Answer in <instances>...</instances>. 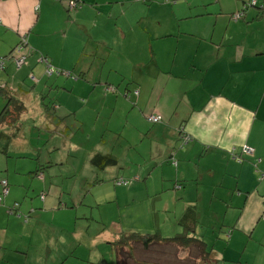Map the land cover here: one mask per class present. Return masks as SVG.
<instances>
[{
  "label": "crops",
  "instance_id": "obj_1",
  "mask_svg": "<svg viewBox=\"0 0 264 264\" xmlns=\"http://www.w3.org/2000/svg\"><path fill=\"white\" fill-rule=\"evenodd\" d=\"M83 1L0 0V46L10 49L0 57L17 45L25 57L17 72L7 60L0 78V88L13 94L0 114L8 101V110L13 99L23 103L19 115L0 117V194L2 181L9 187L0 195V264H110L107 254L118 264L114 241L123 227L99 209L148 201L165 215L148 216L128 231L192 234L224 264H264V27H252L264 15L247 0H215L244 22L231 38L216 36L215 27L209 37L143 26L146 13L179 0H93L90 8ZM212 1L192 5L201 4L198 15L211 14ZM189 9L178 7L179 16L188 17ZM63 27H78L76 46L64 40L57 61H43L45 44ZM253 31L257 37L247 38ZM31 47L45 55L37 59ZM86 56L91 59L82 62ZM51 63L77 79L54 73L48 86ZM157 114L162 121L148 120ZM30 121L39 133L47 130L48 145L31 146ZM20 139L17 168L10 151ZM30 151L37 159L25 157ZM96 154L114 155L116 163L96 166ZM120 178L128 183L118 184ZM205 207L207 226L199 230ZM189 208L185 218L192 219L184 226L179 220ZM140 247L130 246L128 256Z\"/></svg>",
  "mask_w": 264,
  "mask_h": 264
},
{
  "label": "rangeland",
  "instance_id": "obj_2",
  "mask_svg": "<svg viewBox=\"0 0 264 264\" xmlns=\"http://www.w3.org/2000/svg\"><path fill=\"white\" fill-rule=\"evenodd\" d=\"M149 1V0H147ZM245 1V0H244ZM92 2H94L93 0H88V1H83L82 6L88 7L90 8L91 5L93 4ZM100 3L104 2V0H99ZM193 0H188L186 1H182L179 0L176 4H171V3H166L164 4L162 7H155V9H153L152 11H150L149 13H146L147 15V23H145V25L143 26H148V27H161L162 29H173L175 30L177 27L181 28L182 30L180 31L181 33L185 34V32L191 34L192 31L194 30H198V32L200 33V35H204V36H211L212 34V30L215 27V35H223V36H228V38H231L232 34L235 29H232L233 27H242L241 23L244 22V19H242V21H238L235 20L233 18V16H229V14L226 13V11H222L220 10L219 6H217V4L215 3V0L212 1L211 5L206 6L207 10L212 9L213 11L211 12V14H209L208 11H202L203 15H198V12H201V4L199 5H195L193 6L192 3ZM251 4H253V6H251ZM261 4V5H260ZM244 5H246L248 8L251 6L255 9H258L259 14L262 16L264 15V9L260 8V6H264V2H259L258 5L256 3L255 0H247V4L246 2H244ZM81 6V7H82ZM217 6V7H214ZM178 7H181V9H189L190 12L193 13H189L188 17H180L179 16V12L177 11ZM208 12V13H207ZM144 17V15H143ZM83 19H91L92 17L88 14H83L82 15ZM229 27V28H227ZM252 27H264V20L258 23H255ZM73 29V31H72ZM63 27L61 29H59L58 31H56L55 33L52 34V41L49 43H46V47L50 48L48 51H46L48 53V58L47 61L50 60V62H55L58 59V55L61 51V44H63L64 40L66 41L68 48H73L74 46H76V40H75V36L78 34V27ZM254 33L252 34H248L247 38L250 37V35H252L254 38L257 37L256 35V31H253ZM262 36V35H261ZM261 36L259 35V38H261ZM190 36H181L180 39H187ZM35 39V34H32L31 37V43L34 44H38V46L40 45V43H37V41H34ZM53 40H58L60 41L59 44H54ZM84 45V43H83ZM8 46V44H7ZM7 46H0V51L1 52H8L10 49ZM85 46V45H84ZM30 54L34 55L37 59L42 58L41 54L45 55L44 53H41L40 48L37 49V51H35L34 49H30ZM29 54V55H30ZM28 55V56H29ZM45 57V56H44ZM46 58V57H45ZM1 59V57H0ZM91 59V57H84L83 61H87ZM11 61V60H8ZM7 61V62H8ZM12 62V61H11ZM4 65H6V62L4 61L3 63ZM14 67H15V71L17 72L18 69L16 68L15 64L13 63ZM51 68L53 70H55V73L59 72L60 70H56V66L53 65L52 63L50 64ZM4 69L0 70V73L3 72ZM4 73V72H3ZM0 74V78L2 76V74ZM54 74V73H53ZM59 75H66L65 72H60L57 73ZM44 82H47L48 86H53L51 85V81L54 80V78L56 76H51V75H47L46 72H44ZM56 75V74H55ZM63 77V76H62ZM67 77L71 78V79H77L75 77H73V75L70 73V75H68ZM27 80L30 81V76H28ZM4 84L2 83V81H0V87L3 86ZM110 85V84H109ZM47 86V87H48ZM114 89L117 88V85L114 84ZM116 87V88H115ZM119 87V86H118ZM110 89V88H109ZM108 91H111L108 90ZM13 96V94L11 93V91L7 88H0V110L1 108H3V106L6 104L7 100H9V98ZM84 101V100H82ZM34 101L32 100L30 103H33ZM28 130L25 131V137L31 142V146L33 147H44L46 145L49 144V139H50V135L45 134L46 133V129H43V131L41 133H39L38 131H40L41 127H37V125H35L32 121L28 122V126L27 128ZM125 136H123V138L126 139V135H127V130L125 129L124 131ZM17 144L13 145V150L10 151V156H12L11 159V163H13V167H17L20 168L21 166V139L20 141H17ZM14 143V142H13ZM92 144V143H91ZM90 145H87V148H89ZM110 149V146H109ZM112 150H114L116 152L117 147L113 146ZM30 155H25L26 158H32V159H37V154H33L32 151H30L29 153ZM116 154V153H115ZM104 155H111V154H104ZM114 158H116L114 155H111ZM78 161L75 162V165L73 166L74 168L79 167ZM82 162V161H80ZM66 165V169L70 168V163L68 162ZM44 167H47V165H43ZM59 168H62V166H59ZM81 169V168H80ZM85 169V168H83ZM14 170V169H13ZM5 173H0V175H3ZM127 177L126 175H123ZM72 178V177H71ZM70 178V179H71ZM17 181L12 180L10 185H15L18 186L19 182H17L18 184H16ZM112 187V185H111ZM92 194V193H91ZM95 194V192H94ZM18 196L20 197H24V193H17ZM98 194H96L97 196ZM40 197V196H39ZM103 200H105V198H103ZM160 210V209H159ZM99 211L101 212H107V216L103 217L104 220H107L108 222L111 220H117L119 221L120 225L123 227V233L124 234H129L132 233L134 231H128L130 230L132 227H135L136 225H143L145 223L148 222V216L151 218H154V216L160 214V215H165L163 212L161 211H155V209H153L150 206L149 201L147 202V204H143L142 206L139 205H126V202H121L120 203V209H118L117 205L115 203L110 204V208L108 205H106L105 203H102ZM93 212L94 214L99 215L98 210L96 211V207L93 208ZM146 212V213H145ZM204 214H207L208 217V207H205L203 209V211L201 212V218L198 221L197 227L199 230L206 228L207 226V221L205 222L204 218ZM122 233V234H123ZM139 233V232H138ZM189 235V234H188ZM192 235V234H191ZM170 236H175L174 235H168L166 237H170ZM190 236V235H189ZM198 238V237H197ZM136 244L135 242H130V245ZM141 249V250H140ZM140 249H137L134 253V257H130L128 256V254H118V264H195L196 263V259H195V254L192 250H188V249H180V248H176L175 246H168L165 247L163 246V244H154L151 246V248L149 250H144L142 249V247H140ZM122 250L124 252L127 251V247L122 248ZM108 253L111 252V248L110 250L107 251ZM106 252V254H107ZM106 259L110 260V264L113 263V259H114V255H110L107 254ZM115 261V260H114Z\"/></svg>",
  "mask_w": 264,
  "mask_h": 264
},
{
  "label": "trees",
  "instance_id": "obj_3",
  "mask_svg": "<svg viewBox=\"0 0 264 264\" xmlns=\"http://www.w3.org/2000/svg\"><path fill=\"white\" fill-rule=\"evenodd\" d=\"M13 50L11 52H13ZM11 54H9L5 57L8 58ZM25 54H27L26 51H25ZM7 106H10L9 101L6 105V108H4V111H2V113L0 114V117H3L4 114H6V112L11 113L13 116H17L23 110V103L18 99H13V101H11V107L9 110L7 109ZM92 162L96 166L103 167V166H109V165L115 164L116 159L111 155L96 154L93 156ZM0 195L2 196V193ZM2 198H5V197L2 196ZM190 210L192 211V209L189 208L187 210L186 214L179 220L180 224H182L184 226H188L186 224L188 221L190 222V218L192 216H190L187 219L185 217H188L187 215H188ZM193 223H194V220H192V226L194 225ZM131 241L135 242L136 244L141 245L142 249H144V250H149L151 248V246L154 244H156V245L163 244V246H165V247L172 245V246H175L176 248L192 250L194 252V254L196 255L195 256V259H196L195 264H224L223 260H219V259L215 258L212 255L211 251L206 248L205 242L203 240L197 238L195 235L189 236V235L183 233V234H176L173 237H163L160 235L159 232H154L152 234H141L138 232H132L129 234L123 233L116 241H114V244L120 246L118 248L117 254H127L128 249L130 250V246H132V245H130ZM124 247H127L126 252H124L122 250V248H124Z\"/></svg>",
  "mask_w": 264,
  "mask_h": 264
},
{
  "label": "built area",
  "instance_id": "obj_4",
  "mask_svg": "<svg viewBox=\"0 0 264 264\" xmlns=\"http://www.w3.org/2000/svg\"><path fill=\"white\" fill-rule=\"evenodd\" d=\"M173 1V0H172ZM242 15H240V13H236L234 15V19H239L241 18ZM22 48L19 47V45H17V47L15 48L14 50V53H12L8 58H1L0 59V70L4 69L5 65L3 64L4 61L6 62L7 60H11L16 67H20L23 63H24V54L22 52ZM43 61H47L46 59H43ZM48 63V61H47ZM46 74L47 75H52L53 73H55V71L51 68V66H48L47 69H46ZM57 73H60V72H57ZM67 75H70L69 73H67ZM113 89V88H111ZM148 120L152 123H158L160 121H162V117L160 115H151L148 117ZM243 151L244 153H247V154H250L252 152V150L245 146L243 148ZM118 184H121V185H126L128 183V181L120 178L118 181H117ZM1 185H2V196L3 197H6L8 194H9V187H8V182L7 181H2L1 182ZM43 198V196L41 197Z\"/></svg>",
  "mask_w": 264,
  "mask_h": 264
},
{
  "label": "water",
  "instance_id": "obj_5",
  "mask_svg": "<svg viewBox=\"0 0 264 264\" xmlns=\"http://www.w3.org/2000/svg\"><path fill=\"white\" fill-rule=\"evenodd\" d=\"M70 74V73H69ZM112 91L115 90V89H111ZM125 97H127V95H125Z\"/></svg>",
  "mask_w": 264,
  "mask_h": 264
}]
</instances>
